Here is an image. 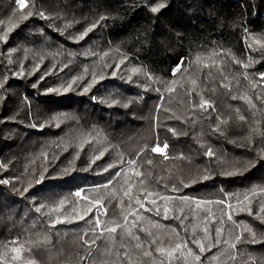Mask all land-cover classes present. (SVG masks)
<instances>
[{
    "label": "trees",
    "instance_id": "obj_1",
    "mask_svg": "<svg viewBox=\"0 0 264 264\" xmlns=\"http://www.w3.org/2000/svg\"><path fill=\"white\" fill-rule=\"evenodd\" d=\"M159 2L0 0V264H264V0Z\"/></svg>",
    "mask_w": 264,
    "mask_h": 264
},
{
    "label": "snow or ice",
    "instance_id": "obj_2",
    "mask_svg": "<svg viewBox=\"0 0 264 264\" xmlns=\"http://www.w3.org/2000/svg\"><path fill=\"white\" fill-rule=\"evenodd\" d=\"M15 3L19 6L20 9H24V8L28 7L29 0H15ZM163 7H164V2H163V0H160L159 3H157L155 6L151 7V11H152L153 13H156V12H158V11H159L161 8H163ZM36 14L39 15V16H40L41 18H43V19H47V18H48V17L45 16V13H44L43 11H37ZM31 15H33V12H32L31 9H29L27 12H22V13H21V16H20L19 18H20V19H26L27 17H29V16H31ZM14 26H15L14 24H12L11 22H9V26H8V28H7V32H11ZM67 26H68V25H65V27H67ZM95 26H96V24L93 23V24L90 25L88 28H86L83 32H81L80 35H79V37H73V38H74V39H82V38H83L85 35H87V33H88L89 31H91L92 28H94ZM7 32H5L3 35H0V39H2V40H6V39H7ZM253 39L256 40L257 42H260V39H261V38H259V37H253ZM249 47H251V45H249ZM104 55H107V53H105ZM209 59H211V58H209ZM201 60H202V58L199 57V56H197V57L195 58V60L190 61V62L186 65V64L184 63V59L182 58L181 61H180V63H179V64L176 66V68L174 69L173 74L175 75L176 72H180L181 67L183 66V67H184V73L188 74L189 76L194 77V78L192 79V84L195 85V84H196V78H195V77H197V74H198L199 71H200V68H199V67H195V65H200V64H201ZM216 63H217L216 61H214V60L212 61L213 66H215ZM231 63L240 64L243 68H247V67L250 66L251 61H249V62H244V61H240V60H237V59H235V58H232ZM204 66L207 67V64H205ZM190 69H191V70H190ZM132 71L135 72V71H137V69H136V68H133ZM216 71L219 72L220 76L223 78V79L220 80L219 86H220V87H223V88H225V89H227V90L230 91V90H231V89H230V84H231V82H230L228 76L225 74L227 71H230V64H225L223 68L217 67V68H216ZM184 73H182V75H183ZM18 75H22V73H18ZM214 76H215V74H214L213 72H208V73L206 74V76H205V79L212 78V77H214ZM259 76H260V79H261V80H264V72L259 73ZM101 78H102V77H101ZM245 78H247V77H245ZM149 79H151V77H149ZM73 82H75V81H73ZM91 83H95V77H94L93 80L90 82V84L87 85V86L84 88V91H87V90H88V88L91 86ZM175 83H176V81L165 82L166 90L169 91V92L173 91V90H174V85H175ZM0 87H2V84H0ZM69 88H71V83L68 85L67 88L64 89V91H67ZM215 88H216V85L213 84V87H212L211 91H215ZM48 91H59V89H49ZM189 95H190V92H189ZM236 98H237L236 96H232V99H236ZM240 98H241V99H244V100H245V101H246L251 107H255V105L252 104V102H251V98L247 97L246 95L241 96ZM94 99H95V98H94ZM210 106H212L211 103H210V101H209V100H206V99L201 95L198 104L195 105L194 107H198V108H200V109H205V110H206V108H207V107H210ZM213 110L215 111L214 108H213ZM237 112H239V109H237ZM239 119H240V120H244L245 117H244L243 115H240V116H239ZM225 122H226V121H223V120H221L220 117H218V118H217V129H216V130H219L218 125H219L220 123H225ZM33 126H35V125H33ZM169 131H171V132H173V134H175V130H174V129L169 128ZM258 131H259V130L257 129V132H258ZM167 147H168L167 143H164L163 148H161L160 145H159V143H157L156 146H154V147L151 148V151H152V152H158V153H161L162 155H164V149H166ZM262 152H264V150H262ZM205 154L208 155V156H212V155H213V152L211 151V149H208L207 152H206ZM97 158H98V157H97ZM167 158H168V157L165 155V159H167ZM128 163H129L130 165H134V164H136V160H135V159H133V160H129ZM149 163H150V161H149ZM117 175H118V173H117ZM136 175L139 176L140 173H139V172H136ZM202 178H203V179H208L209 177H208L207 175H205V176L202 177ZM42 179H43V176H41V177L37 180V183H39ZM0 183H5V184H6V183H8V181H7V180H4V181H0ZM128 191L130 192V189H129ZM261 191H264V189H261ZM252 192H253V194H255L256 189H253ZM75 195H76V196H80V192H79V191L76 192ZM125 195H128V192H125ZM149 195H152V194L149 193ZM163 199L167 200L168 198H167V197H164ZM245 199H248V197L246 196ZM60 203L63 204L64 201H61ZM93 203L99 204L100 201H94ZM136 203L139 204L140 207H143V206H144V205H143V202L140 201L139 199L136 200ZM152 203H155V201H152ZM200 203H209V202H204V201H198V202H197L198 205H199ZM216 203H225V202H224V201H217ZM40 207H43V205H41ZM40 207L37 208V211H40ZM229 207H231V205H229ZM98 211H99V209H98ZM156 211H157V214H159V209H158V208L156 209ZM262 211H264V209H262ZM167 213H168V208L165 207V210H164V216H165V218H167ZM131 214H132V215H135V213H131ZM250 214H251V213H250ZM227 215H228V219L231 220V214H230V213H227ZM80 218L82 219L83 217L81 216ZM125 220H127V217H125ZM57 222H60L59 219L57 220ZM133 223H135V222H133ZM96 225H97V227L100 226V220H99V217H96ZM117 227H121V225H119V224H114V226H107V227H105V228L101 231V234H102L103 231H107L108 233H115L116 230H117ZM245 230L251 232V229H247V228H246ZM204 231H205V237H204V238H196V239L193 240V242L196 243L197 246L199 247V250H200L201 253H203V252L206 250V249H205V245H204V243H203V240L207 238V229L205 228ZM220 233H221V230H220V229H217V236H218V237L220 236ZM253 237H254V234H253ZM133 239L138 240L139 237H133ZM236 239H237V241H238V240L240 239V237L237 236ZM253 242H255V239L253 240ZM13 243H14V242H13ZM84 243H85L86 245H88V244H90V243H95V240H85ZM216 243H219V240H217ZM185 246H186V245H176V249H175V251H179V250L181 249V247H185ZM212 246H213L212 244H209V245H208V249L210 250ZM136 247H137V248H140V247H142V245L139 244V243H137V244H136ZM231 247L234 248V247H235V244L233 243V244L231 245ZM13 251L19 253L20 249H18V248H14ZM156 251L163 252L162 249H157ZM125 255H127V253H125ZM144 255L147 256V255H150V253H149V252H145ZM166 255H167L168 257H171V256L173 255V252H171V251H170V252H167ZM189 255H193L195 261H199V260H200V256H199V255H194L193 253H191V251H189ZM233 258H234V256H233ZM212 259L215 260V259H217V258H216L215 256H213Z\"/></svg>",
    "mask_w": 264,
    "mask_h": 264
}]
</instances>
